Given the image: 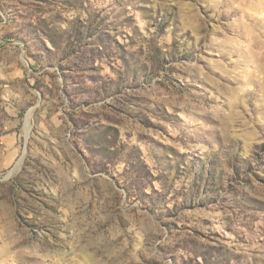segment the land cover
I'll return each mask as SVG.
<instances>
[{"label":"rangeland","instance_id":"1","mask_svg":"<svg viewBox=\"0 0 264 264\" xmlns=\"http://www.w3.org/2000/svg\"><path fill=\"white\" fill-rule=\"evenodd\" d=\"M0 264H264V0H0Z\"/></svg>","mask_w":264,"mask_h":264}]
</instances>
